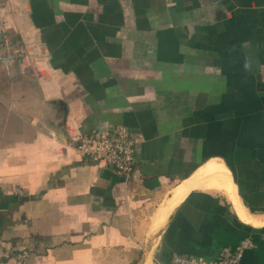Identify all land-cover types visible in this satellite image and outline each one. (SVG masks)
I'll return each mask as SVG.
<instances>
[{
    "label": "crops",
    "instance_id": "obj_1",
    "mask_svg": "<svg viewBox=\"0 0 264 264\" xmlns=\"http://www.w3.org/2000/svg\"><path fill=\"white\" fill-rule=\"evenodd\" d=\"M4 41L24 56L0 67V264L213 262L244 239L237 264H264V0H0ZM114 127L128 179L73 145ZM207 166L239 213L193 184Z\"/></svg>",
    "mask_w": 264,
    "mask_h": 264
},
{
    "label": "built area",
    "instance_id": "obj_2",
    "mask_svg": "<svg viewBox=\"0 0 264 264\" xmlns=\"http://www.w3.org/2000/svg\"><path fill=\"white\" fill-rule=\"evenodd\" d=\"M23 56L21 47L8 41L0 42V67L19 61ZM73 145L78 152L100 158L108 167L127 179L133 174L136 165V140L126 127L80 134L74 139ZM251 245L250 239H244L234 248L225 247L213 262L202 256L175 254L169 262L159 264H237ZM27 260L26 250L16 255L17 264H27Z\"/></svg>",
    "mask_w": 264,
    "mask_h": 264
},
{
    "label": "bare ground",
    "instance_id": "obj_3",
    "mask_svg": "<svg viewBox=\"0 0 264 264\" xmlns=\"http://www.w3.org/2000/svg\"><path fill=\"white\" fill-rule=\"evenodd\" d=\"M215 165V164H214ZM195 176V175H194ZM194 178V177H192ZM211 179V180H210ZM192 180V179H191ZM191 180L189 182H191ZM210 180V181H209ZM212 182V187L224 193L235 205V190L234 187L228 177L226 170L223 167H216V166H207L204 169H201L200 173L196 174V177L193 180V184H200L202 187H208ZM192 184V182H191ZM198 185V186H200ZM237 209V207H236ZM238 211V209H237ZM239 213V211H238Z\"/></svg>",
    "mask_w": 264,
    "mask_h": 264
}]
</instances>
